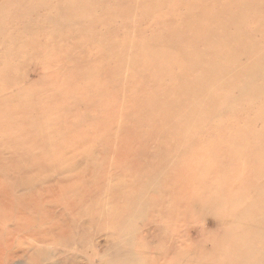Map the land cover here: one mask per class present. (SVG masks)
<instances>
[{
    "label": "bare ground",
    "instance_id": "1",
    "mask_svg": "<svg viewBox=\"0 0 264 264\" xmlns=\"http://www.w3.org/2000/svg\"><path fill=\"white\" fill-rule=\"evenodd\" d=\"M231 1L234 4L233 0H230V4ZM20 2L25 7L30 4L28 0H0V13L4 11V7ZM56 2L55 11L63 5L69 12L71 4H63L61 0ZM98 2L100 3V0ZM192 2L185 3L190 5L196 3ZM250 2L254 4V0H250L249 4ZM84 3V6H88ZM140 3L143 5L142 1ZM225 4H228L226 0ZM245 4L242 3V7H247ZM252 4L250 7L254 6ZM255 4L263 10L264 4L260 0ZM54 5L53 3L52 6ZM190 5H185L188 9L185 12L201 16L191 10L193 6ZM31 6L29 5V8ZM80 6L79 8L77 6V10L74 9L78 11L82 8ZM36 7L38 5L31 7L30 10L35 12L34 14L27 13L25 17L29 18L28 23L38 22V26L28 27L31 24L26 26L27 22L25 24L22 22L23 31L18 36L11 32L10 38L0 40V264H18L17 261H24L26 264H264V214L258 213V208H264V130H261L262 127L260 130L253 128L245 130L246 126L243 125L244 130L234 128L237 124L233 122L231 123L235 125L234 127L227 123L226 126L229 127L223 129L220 126L225 122L222 123L217 118L221 123L219 127L217 120L212 119V123L214 122L213 124L210 122L212 128L209 127V130L204 128L207 123L203 129H198L199 122L207 120L209 117L206 116L210 115L213 108L206 115L202 109L205 106L204 99L201 102L202 99L197 96L195 101L200 100L199 103L203 105L201 110L206 116L202 115L207 119L199 118L198 114L201 115L202 112L198 113L201 110L199 107L195 109L194 105L190 106L193 109L191 112H186L187 118L194 116L192 118L194 121L197 118L201 120L197 119L198 123L195 122L194 126L188 124L190 119L187 120L184 113L181 114V106L175 111L180 96H186L182 100L195 98L192 97L193 91L197 89L198 84L188 81L194 73L192 71L194 67L187 66L193 64L194 58L204 56L199 52L190 54L191 45L199 38L195 36L187 42L185 39L183 42L186 44H183L182 40L179 41L182 43L180 45L184 46L185 57L160 59L154 62L156 66L146 62V66H139L140 69L135 76L131 77L122 70L128 73L129 69V72H132L135 66L131 64L125 66L122 63L114 66L113 59L116 57L118 61L121 56L117 55L118 51L115 48L118 47L114 45L115 48H101L100 42H103L101 36H94L88 44L74 42L76 36L71 35V29L75 27L77 30L81 29V19L76 23L72 21L74 13H70L72 17H67L70 14L66 12H64L66 15L57 13L56 16H51L52 13L42 14V11L50 10V7L43 6L40 14L35 11ZM238 9L242 11L239 6ZM20 10L17 12L20 13ZM235 11H238L236 6ZM259 11L257 10V13ZM245 13L247 15V12ZM223 14L226 17L224 21L225 19L227 21V15ZM246 15L238 19V15L235 14L234 17L228 14L234 18L227 23L234 27L240 20L250 18ZM176 16V19L181 17ZM253 18L254 16L251 20ZM242 22L245 23L246 20ZM13 23L14 20L12 24L10 23L11 26ZM201 23L195 22L200 28L203 26ZM253 24L256 25L254 22ZM179 26L184 28L179 31L174 30L173 26V30L171 28L167 31L169 40L165 45L153 41V38L148 41L138 38L135 40L149 57H155L158 53L165 57V53L173 46L180 47L176 38H181L183 34L185 38H189L186 36L187 25ZM225 26L229 28L224 25L223 29H226ZM18 27L20 28L19 24L15 27L17 33ZM59 27L66 30L67 34H62ZM191 27H194V24ZM91 28L89 26L88 30L91 31ZM170 31H176L179 36L175 34L173 40ZM218 32L220 33L219 29ZM223 33L226 34V30ZM236 33L245 34L242 31ZM216 34L214 37L218 36ZM229 36H226L227 40H230ZM23 37H26V40H21ZM222 37L223 35L217 41L223 39L224 46L225 40ZM239 37L244 38L241 35ZM251 38L257 40L253 35ZM198 41L202 42L200 39ZM237 41L234 43L235 46L226 41L228 45L224 46L227 47L225 50L239 46H241L239 49L243 50L242 45L246 42H242L241 39ZM207 42L208 40L206 43L204 41L206 46L212 44L207 49L213 48V43ZM258 45L257 43L253 50L250 48L249 54L262 59V64L256 65L254 71L264 74V47L260 46L261 49ZM214 46L219 50V45ZM96 47L99 49L93 52ZM202 48L197 50L204 51ZM225 50L222 48L224 55L228 53ZM205 51L206 57H210L208 53L211 50L210 52L208 50V53ZM233 54L234 58L238 55ZM211 55L219 58L218 53ZM232 55L230 52L225 60H229ZM125 57L130 59L131 55ZM210 60L213 62V59ZM225 60L224 63H227ZM248 61L249 59L246 65L250 64ZM32 63L40 66L38 72L40 79L36 82H31L27 78L28 68ZM219 64V67L226 68L221 61ZM239 65L237 66L240 68ZM229 66L224 70H228L231 67ZM171 68L179 70L173 71ZM191 68L192 70H187ZM23 69L27 73H22ZM30 70L32 71L31 67ZM231 71L233 72V69ZM252 71L250 70L251 73ZM247 74L249 75L248 71ZM203 78L208 85L213 82L212 85L215 86L216 81L209 82L208 75ZM181 79H188V84L181 86ZM194 79L196 80L195 77ZM202 80L204 79H200L199 82L204 83ZM217 80L216 84L220 82L219 78ZM221 83L217 85L219 88L217 86L213 88L212 85L211 88L219 90ZM208 85L205 91L210 89ZM241 87L240 85L237 88L241 90ZM228 88L229 86L225 91L227 96H221L223 99L229 97L232 92L227 94ZM237 88L233 90L236 91ZM208 90L210 95L211 90ZM221 92L219 93L222 94ZM213 93L211 95L215 97ZM211 95L209 98H213ZM220 99L222 98L218 100L216 98L218 102ZM170 102L172 107L168 108ZM199 103H195L196 106H199ZM181 104L183 105V102ZM233 106L228 107L229 110H232ZM245 108L242 109L243 112L246 111ZM218 110L213 111L216 113ZM254 112L261 114V111ZM225 114L227 116V113ZM256 114L252 115L254 119L255 116L263 117ZM253 118L251 123L255 125ZM154 119H158L159 122L153 123ZM206 122H202L201 125ZM222 134L231 137L227 139V136L224 137ZM241 159L245 162L242 163ZM233 163L239 165L232 167ZM240 186L242 189L238 190ZM242 202L245 205L239 204ZM246 219H249V222L243 224ZM194 232L197 238L192 237ZM256 244L260 246H255Z\"/></svg>",
    "mask_w": 264,
    "mask_h": 264
},
{
    "label": "rangeland",
    "instance_id": "2",
    "mask_svg": "<svg viewBox=\"0 0 264 264\" xmlns=\"http://www.w3.org/2000/svg\"><path fill=\"white\" fill-rule=\"evenodd\" d=\"M29 2H30V6L31 7H33V6H37L38 5V7H36V12H38L39 14L41 13V9H42V7L43 6H45V7H50V10H47V11H42V14H51V16H56L57 15V13H60L61 15H63V13L64 12H66V13H74L73 15H74V18H73V23H76L79 19H81V21H80V25H81V31L80 30H77L78 28H73V29H71V35L74 37V36H76V41H74V42H80V43H90L91 42V40H92V38L94 37V36H101L102 38H103V42L101 41L100 42V47L102 48V47H112V48H115V46H117L118 48H115L118 52H117V55L119 56L120 54H121V56H119V60L118 61H116V57H115V59H113V65L115 66L117 63H122L123 65H127V64H131L133 67L135 66V67H137V68H132V72H129V69H127V72L128 73H126V70H122V72L124 71V74H127V75H130L131 77H134L135 76V74L137 73V70L138 69H140V67L139 66H141V65H145L146 66V62H150L153 66H156V64L154 63L155 61H160V59H166V58H171V57H185L186 55L185 54H183V47H182V45H180V44H186L185 42H187L190 38H192V37H198L202 42H199L198 40L199 39H197L192 45H191V55L193 54V53H197V52H199V54L200 55H204V56H201V57H198V58H194V61H193V64H191V65H189V66H187L188 68L190 67V66H193L194 67V69L192 70V68L191 69H187V70H192V71H194V73H193V75L190 77V78H188V79H190V80H188V79H181L182 80V85L181 86H186L188 83V81H190V82H192L193 84L194 83H197L198 84V87H197V91L195 90V91H193L194 93L195 92H197L198 94H194L193 92V96L192 95H190V96H192V97H195L194 98V100L193 99H190V100H182V99H184L186 96L184 95L183 97L182 96H180L178 99H179V101H178V104H177V106H176V110L175 111H177V110H179V108L178 107H180L181 108V114H183L184 113V116L186 117V119L188 120V119H190V121L188 122V124H191L192 126H194L195 125V122L196 123H198V120L199 121H201L200 119H201V117H203V115L202 114H204V111H205V114L206 115H208V112L213 108V110H218V108L219 107H221L218 111H216V113L212 110V111H210V115H208V116H206L205 114V116L206 117H209L208 119L204 116L202 119H204V118H206L207 120H208V122H206L207 120H205V121H201V123L202 122H206V123H204L203 125H201V123L199 122V124L197 125L198 126V129L200 128H202L203 129V126L205 125V124H207L206 125V127H204V128H207L208 130L210 129L209 127H211L210 125L211 124H213L212 123V119H215V120H213V121H216L217 119H220L221 121H222V123L223 122H225V123H223L222 125H221V123H219L220 122V120H217V122H218V124H217V127H219V125H221L220 126V128H223V127H229L230 125H234V124H237L234 128H236V127H239L238 129H242V130H244L245 128V126H246V129L245 130H247V129H249V128H253L254 130H260V128L262 127V129L261 130H264V128H263V126H264V110H263V108H264V102H263V100H264V95L262 94V93H264V74H262V73H260V74H258V73H256V71H254V67L256 66V65H261L262 64V59L260 58V57H258V56H256V55H253V54H249L250 52H251V50H253L256 46L255 45H257V43L259 44L258 46H259V48H263L264 47V18H262L263 16H264V7L263 6H261L262 4H264V2H262V1H264V0H260V2L262 3L260 6H261V8L263 7V10H260L258 7V4L256 5L255 3H258V1L259 0H256V2H255V0H254V4H252L251 2V4L252 5H254V6H251L250 7V5L251 4H249V1H245L244 2V0H233V2H234V4L232 3V1H231V4L233 5H231L230 4V0H226V3H228L227 5L225 4V0H192L193 2H195L196 1V3L194 4L192 1H190V0H145V2H144V0H127V1H125V0H110V1H108V0H100V3L98 2L99 0H83L84 2H86L87 3V5L88 6H84L83 5V3L84 2H82L81 3V1L82 0H61L62 2H63V4H71L69 7H70V9L68 8V7H66V8H68L69 9V12H68V10L67 9H65V6H63V5H61V6H59L58 7V10L57 11H55V8L57 7V0H28ZM78 1V2H77ZM120 1V2H119ZM142 1V3H143V5L140 3V2ZM177 3H175V2ZM227 1H229V2H227ZM240 1H243L242 3H248L249 5H247V4H245L247 7L249 6L250 8H247V7H245V6H243L242 7V3L240 2ZM252 1V0H251ZM37 2V3H36ZM42 2V3H41ZM44 2V3H43ZM45 2H46V4H45ZM48 2V3H47ZM67 2V3H66ZM75 2V3H74ZM97 3V5H96V3ZM135 2H136V4H135ZM138 2V3H137ZM162 2H164V3H162ZM174 2V3H173ZM185 2H192L193 4L192 5H190V4H187V3H185ZM199 2V3H198ZM215 2V3H214ZM237 2V3H236ZM239 2V3H238ZM41 3V4H40ZM53 3L56 5H54V6H52L53 5ZM76 3H78L77 5H76ZM86 3H84V4H86ZM130 3V4H129ZM145 3H148V4H145ZM156 3V4H155ZM158 3V4H157ZM162 3V4H161ZM236 3V4H235ZM241 3V4H240ZM49 4H51V5H49ZM79 4H82V6H80ZM104 4H105V6H104ZM115 4H117V5H115ZM155 4V5H154ZM215 4V5H214ZM220 4H222V5H220ZM17 5H19V6H17ZM29 5H26V7L23 5V3L21 4V2L20 3H17V4H10L9 6H6V7H4L3 8V10L4 11H2L1 13H0V21H1V23H0V40L2 39V38H10L9 37V34L11 33V32H13L14 34H15V36H18L19 35V33L21 32V31H23L22 30V22H23V24H25L26 22V26L28 25V24H31V25H28V27L30 26V27H36V26H38L39 25V23L37 22V23H35L34 21H29V23H28V19L29 18H27V17H25V14H27V13H29V14H34L35 12H31L30 10L32 9L31 7L29 8ZM43 5V6H42ZM73 5H76L75 7L73 6ZM91 5H92V7H91ZM147 6V8H146V6ZM171 5V6H170ZM176 5H180V6H176ZM184 7H183V6ZM185 5H190L189 6V9L191 8V10H193L195 13H197V14H199V15H201V16H193L194 14H192V13H188L187 11H188V9H186L185 8ZM219 5V6H218ZM15 6H16V8H15ZM77 6H78V8H79V6L80 7H82V8H80V9H78V11L80 12H78V11H76L77 10ZM117 6V7H116ZM118 6H121L120 8L118 7ZM132 6V7H131ZM148 6H149V9H148ZM152 6H155V7H153L152 8ZM216 6V7H215ZM221 6H223V7H221ZM228 6V8H226V7ZM235 6L237 7V12L235 11ZM238 6H239V8L240 9H242V11H240L239 9H238ZM63 7V9H60V8H62ZM88 7V8H87ZM220 7V8H219ZM242 7V8H241ZM38 8V9H37ZM74 8H76V10L74 9ZM86 10H88V11H85V9ZM115 8V9H114ZM137 8V9H136ZM140 8H141V10H140ZM217 8V9H216ZM243 8H246L247 10H245L244 11V9ZM256 8H258V9H256ZM16 11H15V10ZM19 9H21L20 10V13L19 12H17ZM81 9H83V10H81ZM114 9V10H113ZM128 9V10H127ZM129 9H130V11H129ZM174 9H176V10H174ZM217 11H216V10ZM219 9H221V10H219ZM227 9V10H226ZM234 9V10H233ZM70 10H71V12H70ZM73 10H75L74 12H73ZM151 10V11H150ZM182 10V11H181ZM185 10H187L186 12H185ZM226 10V11H225ZM250 10V11H249ZM257 10L259 11L258 13H261V15L260 14H258L257 13ZM13 11H15V14H14V12ZM28 11H30V12H28ZM62 11V12H61ZM84 11V12H83ZM91 11H93V12H91ZM127 11V12H126ZM146 11H147V13H146ZM175 11H176V13H175ZM184 11V12H183ZM218 11H219V13L220 14H218ZM233 11H235L234 13H233ZM240 11V12H239ZM252 11H256L255 13L256 14H254V12L252 13ZM48 12V13H47ZM50 12V13H49ZM80 14V15H82V16H77L78 14ZM81 12H82V14H81ZM87 12V13H86ZM126 12V13H125ZM129 12V13H128ZM131 12V13H130ZM168 12V13H167ZM172 12H174L173 13V15H172ZM212 12H214V13H212ZM216 12V13H215ZM225 13L226 15H227V21H229L231 18H234L235 16V14H236V16H237V18L239 19L241 16H243V15H246V13L245 12H247V15L246 16H249L250 18H248V19H242V20H246V22L245 23H241V21L242 20H240L239 22L241 23H237L236 25L234 24V27H233V25H232V27H231V25H229L228 23H227V21H226V19H225V21H224V18H226V17H224L223 15V13ZM228 12V13H227ZM243 13V15L242 14H240V13ZM12 13H13V15H12ZM18 13H19V15H18ZM23 13V14H22ZM56 13V14H55ZM66 13H64V15H66ZM77 15H76V14ZM90 13H92V14H90ZM165 13V14H164ZM222 13V14H221ZM234 15H233V14ZM248 13H250V15H248ZM55 14V15H54ZM86 14V15H85ZM170 14V15H169ZM174 14H175V18H174ZM212 14H213V16H215V18L212 16ZM215 14H217V15H215ZM228 14H230L231 16H234V17H231V16H228ZM253 14V15H252ZM3 15V16H2ZM5 15V16H4ZM14 17H12V16ZM72 14H70V15H68L67 17H69V16H73ZM88 15V16H87ZM94 15V16H93ZM97 15V16H96ZM98 15H99V17H98ZM155 15V16H154ZM166 15H168V16H166ZM176 15H178V17H180V18H177L176 19ZM180 15V16H179ZM220 15V16H219ZM225 15V16H226ZM258 15V16H257ZM23 16V17H22ZM87 16V17H86ZM93 16V17H92ZM191 16V17H190ZM219 16V17H218ZM254 16V18H253V20H251L252 19V17ZM260 16H262V17H260ZM6 17V18H5ZM22 17V18H21ZM77 17H78V19H77ZM96 19H95V18ZM98 17V18H97ZM102 17V18H101ZM168 17H170V18H168ZM190 17V18H189ZM221 17V18H220ZM244 17V16H243ZM21 18V19H20ZM92 18H94V20H90V19H92ZM198 20V21H195L196 19ZM229 18V19H228ZM245 18H247V17H245ZM258 18V19H257ZM262 18V19H261ZM2 19H4V20H2ZM20 19V20H19ZM26 19V20H25ZM98 19H99V21H98ZM192 21H194V22H192ZM216 19H217V21H216ZM219 19H220V21H219ZM241 19V18H240ZM14 20V23H13V26H11V24H12V21ZM35 20H37V18L35 19ZM62 21L64 20V17L61 19ZM97 20V21H96ZM101 20V21H100ZM180 20H182L181 22H179ZM257 20V21H256ZM261 21V22H259V21ZM18 21H20L19 23H18ZM200 21V22H199ZM11 24H10V23ZM144 22H145V24H144ZM147 22H149V24L147 23ZM179 22V23H178ZM195 22L197 23H201V25H203V26H201V28H200V25H197L196 26V24H195ZM251 22V23H250ZM253 22L254 23H256V25L255 24H253ZM164 25H163V24ZM258 23V24H257ZM19 24V26H20V28L18 27V33H17V28H15V27H17V25ZM141 24V25H140ZM152 24H153V26H152ZM175 24V25H174ZM181 24H183V25H187V28H188V30L186 31V36H188L189 38H185V35L183 34V36L180 38V37H178V38H176V40H177V43H178V46H180L179 48L175 45V46H173L172 47V49L170 50V51H168V52H166L165 53V57H162V56H160L159 55V53H158V55L157 56H155V57H149L148 55H147V52L144 50V49H142L141 48V46L138 44V41H136L137 39L136 38H138V39H140V40H145V41H148V40H151L152 38V40L153 41H155V42H157V43H161V44H164L165 45V43L166 42H168V40H169V35H168V33H167V31H169L171 28V30H173L174 28V30H182L183 28H184V26H179V25H181ZM194 24V27H191L192 25ZM220 24H222V25H220ZM238 24H239V26H238ZM262 24V25H261ZM15 25V26H14ZM33 25V26H32ZM144 25V26H143ZM168 25H169V27H168ZM224 25H227L229 28L227 29L226 28V26H225V28L226 29H223V26ZM89 26H91L92 28H91V31L90 30H88V27ZM124 26H125V28H124ZM126 26H127V28H126ZM173 26H174V28H173ZM199 26V27H198ZM253 26V27H252ZM73 27V26H72ZM107 27V28H106ZM195 27H196V29H197V31H196V29H195ZM221 27H222V29H221ZM61 27H59V29H60ZM105 28H106V30H105ZM166 30H165V29ZM191 28V29H190ZM256 28V29H255ZM13 29H16V30H13ZM62 29V28H61ZM110 29V30H109ZM218 29H219V31H220V33L218 32ZM150 30V31H149ZM153 30H155L156 31V33H159L160 34V36L157 34L156 35V33H155V31H153ZM198 30H199V32H198ZM208 30L210 31V32H208ZM212 30H214L212 33H211V31ZM217 30V31H216ZM224 30H226V32L227 33H236V32H243V33H245V34H240V33H236V34H238L237 36H238V38L239 39H241V41L244 39V38H246V40H243L242 42H246V44H244V45H242L243 46V50L242 49H239V48H241V46H239V45H237V46H239V48H236V47H232V46H228V48H234L237 52H233V51H235V50H233L232 48L230 49V50H225V48L227 49V47H225L224 48V46H227L228 45V43L226 42V41H229L230 43H231V45H234L235 46V44H236V41H237V36H236V34L234 35V34H232V37L234 38V37H236V38H234L233 40L231 39L232 37L231 36H229V34H225V33H223V31ZM227 30H229V31H227ZM232 30V31H231ZM240 30V31H239ZM245 32H244V31ZM251 30H255V31H251ZM259 30H261L260 32H259ZM60 31H62V34H67V31L66 30H64V29H62V30H60ZM247 31H248V33H250L248 36H249V38L247 37ZM250 31V32H249ZM257 31V32H256ZM160 32H162V33H160ZM171 32V31H170ZM202 32H203V35H202ZM206 32H207V34H206ZM216 32H218L217 34H216ZM251 32H253L254 34H255V32H256V34L254 35L253 33H251ZM80 33V34H79ZM167 33V34H166ZM172 33V39L173 40H175V34L176 35H178L179 36V34L175 31H172L171 32ZM204 33H205V35L207 36L209 33H211V34H209V39H208V36L206 37L205 35H204ZM223 33V34H222ZM260 35H259V34ZM82 34V35H81ZM154 34H155V36H154ZM215 34L216 35H218L219 36V38H217V37H214L215 36ZM221 34V35H220ZM230 34V35H231ZM3 35V36H2ZM78 35V36H77ZM166 35V36H165ZM223 35V37H224V46L222 45L223 44V39L220 41L221 42V44H220V42L219 41H217V40H220V37ZM229 36L228 38L230 39V40H232V42L230 41V40H227V37L226 36ZM234 35V36H233ZM241 35V37L243 36L244 38L242 39V38H240L239 36ZM255 36V37H257V40H256V38L254 39H252L251 38V36ZM261 35H263V36H261ZM5 36V37H4ZM260 36V37H259ZM27 37V36H26ZM26 37H23V38H21V40H26ZM200 37H202V38H200ZM203 37H205V38H203ZM213 37L215 38V39H213ZM222 37V38H223ZM131 38V39H130ZM166 38V39H165ZM180 38V39H179ZM226 38V39H225ZM137 42H135L134 40ZM186 39V40H185ZM205 39V40H204ZM239 39H238V41L237 42H239ZM247 39H249L248 40V42H247ZM252 39V40H251ZM263 39V40H262ZM132 41V43H130V41ZM161 40V41H160ZM180 40H182V43L181 42H179ZM185 40V42H183ZM193 40V39H192ZM192 40H190V42L192 41ZM206 40H208V42H207V44L208 43H210V42H212L213 43V48H215V46H214V44H216V46H218L219 47V50H218V48L216 49H213V48H209V49H207L208 48V46H212V44L210 43V45L208 44V46H206ZM210 40H212V41H210ZM257 42H256V41ZM88 41V42H87ZM126 41V42H125ZM198 41V42H197ZM204 41H205V43H204ZM217 41V42H216ZM251 41H254V42H251ZM261 41V42H260ZM136 44H135V43ZM233 43V44H232ZM235 43V44H234ZM218 44V45H217ZM261 44V45H260ZM115 45V46H114ZM203 45H204V47H203ZM222 45V46H221ZM246 46H248V48L246 47ZM261 46V47H260ZM203 47V48H202ZM246 47V49L247 50H245L244 48ZM176 48H178V49H176ZM205 49L204 51L205 52H207L208 50V52H210V50H211V52L210 53H208V55L210 56V57H206V53H204V51H200V50H197V49ZM222 48L225 50V51H228V53H226L225 55H224V53L222 54ZM250 48H251V50H250ZM261 48V49H262ZM99 49V47H96L94 50H93V52H96L97 50ZM194 49V50H193ZM197 51H196V50ZM237 49H239V50H237ZM212 50H214L215 52H212ZM217 51H219V52H217ZM231 52V55L233 54V53H237L236 55L237 56H235V58L233 57L234 56V54L232 55V57L230 56V61L227 59V60H225L226 59V56H229L230 55V52ZM239 51V52H238ZM77 52V51H76ZM120 52H122V53H120ZM193 52V53H192ZM218 53V55H217V57L219 56V58H216V57H212V53H215V54H217ZM224 52V51H223ZM222 56H221V55ZM229 54V55H228ZM245 54V55H244ZM125 55L127 56H130L131 55V58L130 59H126V57H125ZM189 55V54H188ZM214 55V54H213ZM160 56V57H159ZM239 56V57H238ZM243 56V57H242ZM245 56H247V58H245ZM203 57V59H201L200 60V58H202ZM223 57H225V58H223V60H225V61H227V63L229 62V63H231V64H228L227 65V63L225 64L224 63V61L222 60V58ZM238 57V58H237ZM122 58V59H121ZM124 58V59H123ZM209 59V61L210 62H208V59ZM227 58H229V57H227ZM196 59V60H195ZM210 59H213V62L210 60ZM214 59H215V62H214ZM219 59H220V61L222 62V64L223 65H226V68L224 67V66H220L219 67ZM238 60V62H237V60ZM246 59V60H245ZM249 59V61H248V63H250V64H248V65H246L247 64V60ZM256 59H258V60H256ZM219 61V62H217V61ZM207 61V62H206ZM232 61V62H231ZM242 62V64L240 63V62ZM246 63H245V62ZM252 61V62H251ZM258 61V62H257ZM216 62L218 63V65L216 66ZM239 63V64H237V63ZM261 62V63H260ZM209 63V64H208ZM211 63V64H210ZM256 63V64H255ZM243 64L245 65V66H243ZM232 67H230V66ZM237 65H239L240 66V68L237 66ZM242 65V66H241ZM253 65V66H252ZM230 67V68H228V70H224V68L225 69H227V67ZM237 66V67H236ZM30 67H31V69H32V71L30 70ZM29 68H28V73L26 72V71H24V69L22 70V73H27V78H28V80L29 81H31V82H36V81H39V75H38V72L40 71V66H39V64H34V63H32L31 64V66H30ZM202 67H203V70H201L202 69ZM206 67V68H205ZM201 68V69H200ZM217 68V69H216ZM240 70H239V69ZM196 69V70H195ZM233 69V72L231 71V70ZM247 69V70H246ZM252 71V73L250 72V70ZM34 70V71H33ZM160 70H162V68H161V66H160ZM171 70H173V71H178L179 70V68H171ZM207 70V71H206ZM31 71V72H30ZM203 71L205 72V73H203ZM239 71V72H238ZM246 71V72H245ZM247 71H248V73H249V75L247 74ZM201 74H200V73ZM209 72H210V75H209ZM232 74H230V73ZM237 72V73H236ZM243 74H242V73ZM255 72V73H254ZM197 73H199V75L197 74ZM207 73V74H206ZM236 73V74H235ZM241 73V74H240ZM247 74V77H246V74ZM197 74V75H196ZM223 74H225V76L223 75ZM235 74V77H233V75ZM195 75V76H194ZM203 75V76H202ZM205 75V76H204ZM206 75H208V77H210V78H207V79H209L208 81L209 82H211V80H213V81H218L217 79L219 78L220 80V82H218V84H216V82H215V86H213L212 85V83L213 82H211V84L209 83V85H208V82L207 81H205V78H203V77H206ZM238 75V76H237ZM245 75V76H244ZM252 75V76H251ZM257 75V76H256ZM196 78V80L194 79V77ZM228 76V77H227ZM183 76H181V78H182ZM233 77V79L231 80V78ZM245 77H246V79H245ZM249 77H250V79H249ZM253 77H255L254 79H253ZM223 78V79H222ZM243 78V79H242ZM197 79H198V81H197ZM200 79H204V80H202V82L203 81H205L204 83H200L199 82V80ZM206 79V80H207ZM248 79H249V81H248ZM188 80V81H187ZM221 80H222V82L223 83H221ZM224 80H225V82H224ZM229 80H231V82L229 81ZM254 80V81H253ZM261 80H262V82H261ZM197 81V82H196ZM243 81H245V83H242ZM230 82V84H232V85H230V84H228V83ZM247 82V83H246ZM261 82V83H260ZM187 83V84H186ZM221 83V90L219 91V90H217L219 87V84ZM226 83V84H225ZM237 83V84H236ZM239 83V84H238ZM242 83V84H241ZM203 84H206V85H203ZM225 86H224V85ZM228 84V85H227ZM234 84H236L234 87H233V85ZM243 84H244V87H243ZM208 85V87H210V89L209 90H211V92H210V95L212 94V92H214L213 93V95L217 98V100L219 99V98H222L223 99V97H221L222 95L224 96H227L226 94H225V91H226V87L227 86H229V88L227 89V94H229L231 91L232 92H234V94H235V96H234V94H229V97H227V98H229V99H227V98H225L224 97V99L222 100V99H220V100H222L221 102H220V100H219V102L216 100V98L215 97H213L212 95H211V97H213V98H209L210 97V95L208 94V92H207V90L208 89H206V91L204 90L205 89V87ZM211 85L213 86V88L214 87H216L217 85V87L218 88H215V89H213V88H211ZM238 85V86H237ZM242 86L241 87V90L240 89H238L237 87H239V86ZM222 86H224L225 87V90H223L224 88L222 87ZM263 86V87H262ZM230 87H232L231 88V90H230ZM235 87L237 88L236 89V91H234L235 90ZM234 89V90H233ZM263 89V90H262ZM208 90V91H209ZM212 90H214V91H212ZM228 90H229V92H228ZM238 90V91H237ZM248 90V91H247ZM207 93V95H209V96H207L206 95V93ZM216 91V92H215ZM221 92L222 94H220L219 92ZM204 92V93H203ZM239 92V93H238ZM250 93V95H249V93ZM191 93V94H192ZM224 93V94H223ZM255 93V94H254ZM200 94V95H199ZM220 94V95H219ZM262 94V96H261V98L259 97L260 95ZM195 95V96H194ZM206 95V96H205ZM219 95V96H218ZM258 97H257V96ZM190 96H189V98H190ZM196 96L197 97H199L200 99H202L201 100V102L203 101V99H204V103H207V104H204L203 103V105H205L204 107H202L203 105H201V102L199 103V101L200 100H197V101H195L197 98H196ZM204 96L205 97H207V99L206 98H204ZM253 96H254V99H253ZM259 98V99H261V100H257V98ZM191 97V98H192ZM219 97V98H218ZM188 98V97H187ZM198 98V99H199ZM215 98V99H214ZM231 98V99H230ZM236 100L237 99V101H234V99ZM256 98V99H255ZM181 99V100H180ZM208 99H210V100H208ZM211 99H214L213 101L211 100ZM238 99H240V100H238ZM249 99V100H248ZM263 99V100H262ZM225 100H226V103H225ZM229 100H233L232 102H234V104L235 103H237L238 105H234L231 101H229V104L231 103L232 105L231 106H233L232 107V110H229V108H231V106L228 104V101ZM244 100V101H243ZM254 102H253V101ZM183 102V105L181 104V102ZM187 101V102H186ZM190 101V102H189ZM206 101V102H205ZM208 101V102H207ZM210 101V102H209ZM216 101H217V103H216ZM239 101V102H238ZM258 101V102H257ZM259 101H262V103L261 102H259ZM192 102V103H191ZM199 103L198 105L199 106H196V104L195 103ZM243 104H242V103ZM252 102V103H251ZM180 103V104H179ZM190 103V104H189ZM211 103V104H210ZM222 104V103H225V104H222L221 106H220V104ZM241 103V105H239ZM248 104V105H247ZM253 104V105H252ZM257 104H259L258 106H257ZM186 105H187V107H188V105H189V107H188V109H187V107H186ZM194 105V106H193ZM210 106V107H207V106ZM229 105V106H228ZM251 105V106H250ZM255 105H256V108H254L255 107ZM262 105V106H261ZM190 106L192 107H199V110H201V107H202V109H204V111L203 110H201L200 112H198V113H201V115L200 114H198L199 115V118L200 119H195V121L192 119V118H194V116H192V117H188L187 118V111H190L191 112V109L192 108H190ZM219 106V107H218ZM222 106H223V109H222ZM224 106L226 107L225 109H224ZM229 108H228V107ZM240 106V107H239ZM244 106V107H243ZM248 106V107H247ZM259 106H261V107H259ZM172 107V103L170 102L169 103V105H168V108H171ZM184 107V108H183ZM218 107V108H217ZM242 107V108H241ZM246 107V108H245ZM216 108V109H215ZM241 108V109H240ZM243 108H245V112H243ZM260 108V109H259ZM187 109V110H186ZM196 109V108H195ZM198 109V108H197ZM222 109V110H221ZM228 109V110H227ZM233 109H237L236 111L235 110H233ZM252 110V112H254V111H261V114L260 113H258V112H254L256 115H262L263 117H259V118H261V119H259L258 118V116H255V119L253 118L254 116H252V115H255L254 113L252 114V112H251V110ZM255 109V110H254ZM183 110V111H182ZM193 110V109H192ZM224 110H225V113H227V116H226V114L225 113H223L224 112ZM239 110H240V112H241V114H239L240 112H239ZM242 110V111H241ZM249 110V111H248ZM263 110V111H262ZM196 111H198V110H196ZM228 111V112H227ZM179 112V111H178ZM189 112V113H190ZM193 112V111H192ZM235 112H237V113H235ZM248 112V113H247ZM180 113V112H179ZM212 113V114H211ZM214 113V114H213ZM223 113V114H222ZM233 113V114H232ZM216 114L218 115L217 117H216ZM231 114V115H230ZM235 114L237 115V116H235ZM247 114V116H245ZM190 116H191V113L189 114ZM195 115V114H194ZM211 115H213V118H211ZM235 117H234V116ZM238 115H241L240 117L238 116ZM249 115H251V117L249 116ZM180 116H182V115H180ZM196 116V115H195ZM197 117V116H196ZM233 117V119H231ZM237 117H239V118H237ZM249 119H248V118ZM217 118V119H216ZM254 119L255 120V125L253 124V123H251V121L253 122V120H251V119ZM239 119V120H238ZM192 120H193V122H192ZM238 120V121H237ZM241 120V121H240ZM249 120V121H248ZM257 120V121H256ZM243 121V122H242ZM159 122V120L158 119H154L153 120V123H158ZM210 122H211V124H210ZM231 122H233V123H231ZM247 122H250L251 123V125H250V123L248 124ZM193 123V124H192ZM228 123V124H227ZM240 123H242V124H240ZM226 124L227 125H229V126H226ZM200 125H201V127H200ZM244 127H243V126ZM253 125V126H252ZM260 125V126H259ZM196 126V127H197ZM255 127H257L256 129H255ZM212 128V127H211ZM218 129V128H217ZM223 129H225V128H223ZM252 129V130H253ZM249 130H251V129H249ZM225 134H222V136H224ZM229 135V134H228ZM226 136H227V134H226ZM226 136H224V137H226ZM230 137H231V135H229ZM229 136H227L226 138L227 139H229L230 137ZM223 137V138H224ZM229 137V138H228ZM225 139V138H224ZM244 153H247V151H244ZM259 161V160H258ZM241 162L243 163V162H245V160L244 159H241ZM240 162V163H241ZM237 165H239V163H233V165H232V167H235V166H237ZM224 177V176H223ZM242 189V187L240 186V188L238 189V190H241ZM239 204H244V202H242V203H239ZM245 205V204H244ZM259 209V211H258V213L260 214V212H262L261 214H264L263 212H264V208H262V207H260V208H258ZM261 209V210H260ZM262 209H263V211H262ZM202 222V221H201ZM200 222V223H201ZM247 222H249V219H246L245 220V222L243 223V224H245V223H247ZM258 223V222H257ZM208 224L209 223H207V226H208ZM255 224V223H254ZM197 225V224H196ZM198 226H199V223H198ZM197 226V227H198ZM192 237L193 238H197V234H196V232H194V234H192ZM98 241V240H97ZM248 246V245H247ZM255 246H258V244H256ZM260 246V245H259ZM258 246V247H259ZM257 247V248H258ZM223 252V249L221 250V253ZM20 262H22V263H20ZM23 262L24 261H17L16 263H18V264H23ZM24 264H26V262H24Z\"/></svg>",
    "mask_w": 264,
    "mask_h": 264
}]
</instances>
